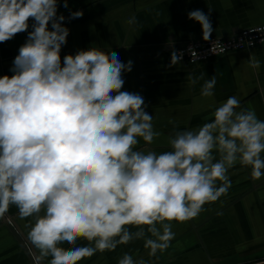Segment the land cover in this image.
I'll list each match as a JSON object with an SVG mask.
<instances>
[{"label": "clouds", "instance_id": "clouds-1", "mask_svg": "<svg viewBox=\"0 0 264 264\" xmlns=\"http://www.w3.org/2000/svg\"><path fill=\"white\" fill-rule=\"evenodd\" d=\"M62 6L67 18L58 0H0V43L27 32L12 75H0V217L15 206L32 218L26 227L35 264H78L137 240L157 257L175 239L173 221L197 217L227 193L237 163L254 180L264 177V120L233 95L209 106L211 121L174 130L170 150L138 147L161 133L143 96L122 90L133 61L91 47L61 58L70 33L63 22L84 15L68 0ZM211 11L187 13L204 41L214 31ZM182 58L171 50L168 67ZM249 63L261 66L254 55ZM204 77L188 79L203 80L200 95L212 97L216 77ZM118 264L149 262L125 252Z\"/></svg>", "mask_w": 264, "mask_h": 264}, {"label": "crops", "instance_id": "crops-1", "mask_svg": "<svg viewBox=\"0 0 264 264\" xmlns=\"http://www.w3.org/2000/svg\"><path fill=\"white\" fill-rule=\"evenodd\" d=\"M68 7L72 11L83 10L84 15L63 22L70 33L62 46L61 58L91 47L116 52L122 62L133 61L132 70L123 74L122 90L143 96L148 105L145 110L153 115V127L161 133L151 145L141 140L138 147L157 153L170 150L168 136L174 130L192 129L211 121L209 106L233 95L240 100L241 108L254 111L264 120V45L228 52L201 64L168 67L174 46L188 38L202 39L199 23L187 18L189 11L212 10L213 38L263 24L264 0H68ZM58 14L69 16L62 0H58ZM133 16L136 24L129 25L127 21ZM26 37L27 32H22L0 43V75H12L9 69ZM251 55L261 62L259 69L250 66ZM202 73L204 79L216 77L212 97L200 95L203 80L195 85L189 82V75L199 77ZM228 175L231 187L226 194L206 203L197 217L183 223L172 222L175 239L157 257H149L143 241L137 240L114 251L98 252L78 264H118L125 252L134 258L142 257L149 264H217L223 259L263 254L264 177L254 180L250 169L239 163ZM7 212L28 240L26 225L32 218H21L15 206H10ZM0 264H33L1 222Z\"/></svg>", "mask_w": 264, "mask_h": 264}, {"label": "built area", "instance_id": "built-area-1", "mask_svg": "<svg viewBox=\"0 0 264 264\" xmlns=\"http://www.w3.org/2000/svg\"><path fill=\"white\" fill-rule=\"evenodd\" d=\"M250 41L253 42L251 46H249ZM257 45H264V23L254 25L250 28L245 27L224 36L217 35L208 41L188 38V40L179 42L172 50H179L183 53L181 63L194 65L201 64L204 61H210L215 59V57L224 56L228 52L252 50ZM222 48L224 50H221Z\"/></svg>", "mask_w": 264, "mask_h": 264}, {"label": "water", "instance_id": "water-1", "mask_svg": "<svg viewBox=\"0 0 264 264\" xmlns=\"http://www.w3.org/2000/svg\"><path fill=\"white\" fill-rule=\"evenodd\" d=\"M0 222L7 227L10 233H12L16 243L18 246L22 247V249L25 251V255L31 261V263L35 264L36 252L34 251L30 242H28V240L25 238V235L20 233L19 229L17 228L18 226L16 221L13 220V216H10V214L6 212L2 217H0ZM250 264H264V261Z\"/></svg>", "mask_w": 264, "mask_h": 264}, {"label": "rangeland", "instance_id": "rangeland-1", "mask_svg": "<svg viewBox=\"0 0 264 264\" xmlns=\"http://www.w3.org/2000/svg\"><path fill=\"white\" fill-rule=\"evenodd\" d=\"M249 255L246 256H242L240 258H233V259H223L222 262H217V264H250V262H257L258 261H263L264 260V253L263 254H257V255H250V257H248ZM247 257V258H244ZM243 262V263H242Z\"/></svg>", "mask_w": 264, "mask_h": 264}]
</instances>
